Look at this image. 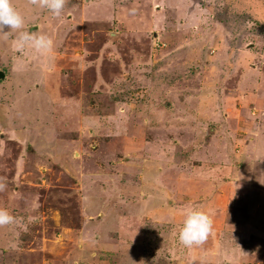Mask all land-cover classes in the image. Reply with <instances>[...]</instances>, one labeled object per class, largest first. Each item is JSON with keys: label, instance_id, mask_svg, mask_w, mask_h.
Segmentation results:
<instances>
[{"label": "rangeland", "instance_id": "1", "mask_svg": "<svg viewBox=\"0 0 264 264\" xmlns=\"http://www.w3.org/2000/svg\"><path fill=\"white\" fill-rule=\"evenodd\" d=\"M11 3L52 46L0 33V264H264V0Z\"/></svg>", "mask_w": 264, "mask_h": 264}, {"label": "clouds", "instance_id": "2", "mask_svg": "<svg viewBox=\"0 0 264 264\" xmlns=\"http://www.w3.org/2000/svg\"><path fill=\"white\" fill-rule=\"evenodd\" d=\"M43 4L55 16L61 14L66 0H42ZM5 26L9 29L4 31ZM24 18L13 6L11 0H0V33L8 35L17 32V47L23 48L29 44L34 49L41 51L51 48L52 41L45 35H36L23 29ZM3 185L0 184V188ZM15 222L13 215L5 208H0V225H10ZM212 228L210 216L196 206H188L184 211V219L178 231V239L184 246H193L203 243Z\"/></svg>", "mask_w": 264, "mask_h": 264}, {"label": "water", "instance_id": "3", "mask_svg": "<svg viewBox=\"0 0 264 264\" xmlns=\"http://www.w3.org/2000/svg\"><path fill=\"white\" fill-rule=\"evenodd\" d=\"M4 73L2 71H0V77H3Z\"/></svg>", "mask_w": 264, "mask_h": 264}, {"label": "trees", "instance_id": "4", "mask_svg": "<svg viewBox=\"0 0 264 264\" xmlns=\"http://www.w3.org/2000/svg\"><path fill=\"white\" fill-rule=\"evenodd\" d=\"M66 5H67V4H66ZM66 5H64V8H66ZM64 8H63V9H64ZM67 8H68V7H67ZM37 18H39V17H37Z\"/></svg>", "mask_w": 264, "mask_h": 264}]
</instances>
